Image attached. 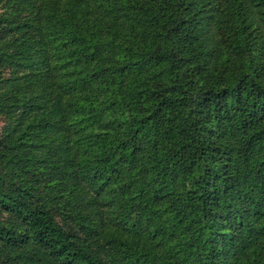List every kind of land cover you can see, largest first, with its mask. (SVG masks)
Segmentation results:
<instances>
[{"label":"trees","instance_id":"trees-1","mask_svg":"<svg viewBox=\"0 0 264 264\" xmlns=\"http://www.w3.org/2000/svg\"><path fill=\"white\" fill-rule=\"evenodd\" d=\"M0 264H264V0H0Z\"/></svg>","mask_w":264,"mask_h":264},{"label":"rangeland","instance_id":"rangeland-1","mask_svg":"<svg viewBox=\"0 0 264 264\" xmlns=\"http://www.w3.org/2000/svg\"><path fill=\"white\" fill-rule=\"evenodd\" d=\"M2 125H3V120L0 119V127H2Z\"/></svg>","mask_w":264,"mask_h":264}]
</instances>
